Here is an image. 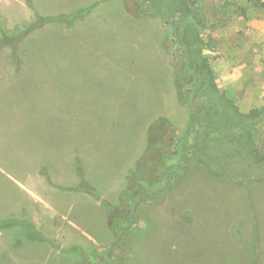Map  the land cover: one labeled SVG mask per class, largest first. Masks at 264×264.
Segmentation results:
<instances>
[{
  "label": "rangeland",
  "instance_id": "1",
  "mask_svg": "<svg viewBox=\"0 0 264 264\" xmlns=\"http://www.w3.org/2000/svg\"><path fill=\"white\" fill-rule=\"evenodd\" d=\"M27 1L0 0V66L39 65L0 82V264H264V0H186L190 16L177 0H109L31 18ZM192 62L213 101L194 69L186 78ZM201 103L222 126L210 140L193 130ZM20 175L31 193L4 217Z\"/></svg>",
  "mask_w": 264,
  "mask_h": 264
},
{
  "label": "crops",
  "instance_id": "2",
  "mask_svg": "<svg viewBox=\"0 0 264 264\" xmlns=\"http://www.w3.org/2000/svg\"><path fill=\"white\" fill-rule=\"evenodd\" d=\"M30 2L28 3V1L23 4L24 2L21 3V8L23 10H25V15L29 18H31L32 16L34 15H38V16H57V15H60L62 13L67 14L69 16H75L78 15L80 12H82V10H86V9H89V8H93L94 7V4L95 3H98V2H109V0H91L90 2H86L84 5H79L76 9L77 11L74 13V11L70 10V9H67L61 13H48L46 14L45 12H43V10L39 7L36 6V1L35 0H29ZM80 7V8H79ZM20 60H23L24 61V58H23V54L22 52L20 54H17L16 55ZM37 66H39L38 64H33V65H1L0 66V72H1V76H0V82H3L4 84H10V85H14L15 83H17V81L19 80H22V81H19V82H27V77H24L23 73H29L28 75L30 77H34L36 75V73L38 72V68ZM10 73H14V75H10ZM2 84V83H1ZM6 87V85H5ZM49 166V165H48ZM53 169H55V171L52 173V174H49L48 177H50L51 180H59V184L57 186V190H60V191H64L66 189H71V187H69L68 185L70 184H66L64 182V174L62 173V169H60V167H56L54 166ZM76 173L77 171L74 172V181L76 183ZM27 177V176H26ZM34 177V175H33ZM31 177V178H33ZM11 179L8 180V183H6V185L9 187V188H12L14 190H17L19 192V198H20V202L17 201V195L15 196H9L7 197L6 199L4 198V201H5V204L7 205L6 206V212L3 214L4 217H13V216H18V215H22V208L19 207V209L17 208V206H19V204H21V207L24 206L25 207V204L27 202V199H28V196H29V193H31V187L28 186L29 184V180L27 178L26 181H24V178L21 177H13V176H10ZM43 179L41 183H39L40 180H38V178H36V188H38L39 191H42L44 193L46 192H53V190H48L46 188H50L52 189V184L51 182H48L47 180H45L44 178H41ZM34 182V180H30V182ZM31 182V183H32ZM67 185V186H65ZM74 186V185H73ZM36 194V193H35ZM17 196V197H16ZM37 198H39L44 206L46 207H50L42 198H40L38 195H36ZM3 201V197L0 196V202ZM47 209H51L50 208H47ZM45 210V216L48 218H54L55 215L57 216H61L63 217V219L67 220L66 219V215L62 214L60 215L59 212H56V211H52V214L49 213L48 211L49 210Z\"/></svg>",
  "mask_w": 264,
  "mask_h": 264
},
{
  "label": "trees",
  "instance_id": "3",
  "mask_svg": "<svg viewBox=\"0 0 264 264\" xmlns=\"http://www.w3.org/2000/svg\"><path fill=\"white\" fill-rule=\"evenodd\" d=\"M177 2H179L178 7H179L180 11L182 10V11L188 12L187 13V16H190L192 14H195L192 10H189V11L186 10V0H177ZM63 17L64 16H60V18H63ZM175 37H177V35H175ZM181 40L182 41H185L182 38H181ZM176 41L179 43L180 40H178V38H176ZM186 43H187V45L189 44L188 42H186ZM190 64H191V66H190ZM190 64L188 63V66H186V69H187V72H188L186 78L188 79V77H189V78H193L194 79L193 75H189L190 74L189 70L192 71V69H194L193 70L194 71V75L195 76L197 75V77L200 78V86H202L200 88V91L201 92L198 90L199 91V93H198L199 97H201V95L204 94L207 97H209V99L211 101H213L214 99H216L218 96H215V95H212L211 96V94H210V93H213V92H210L208 89L207 90L206 89L205 90L202 89L203 86H204L203 83H206V82H203V77H204V74H202L203 72L199 69V67L194 62H192ZM177 78H178V81L181 83L179 85V90H181L183 88L184 75L182 73H179L178 76H177ZM204 81H205V79H204ZM218 99H223V96L220 95ZM195 108L197 109V111H195V113L193 115V120H195V118L197 117L198 118V121L194 122V125H193L194 132H196L197 136H200V137H202L203 135H207L206 136V139L207 140H210V139L214 138L216 132L218 130H221V127L222 126H221V123H219L220 121H215L214 118L212 119L210 117V114H211L210 112L212 110H207V107L205 106L204 103H201L200 106L197 105ZM212 113H213V111H212ZM235 114H237V112H235ZM255 115H257V110L251 112L250 115L248 114V115L243 116V117L252 120V118ZM242 128H244V124L242 125ZM222 133L228 134L227 131H225V132L222 131ZM207 140H204V141H207ZM201 142H202V138H201ZM111 213H112V211H111Z\"/></svg>",
  "mask_w": 264,
  "mask_h": 264
}]
</instances>
